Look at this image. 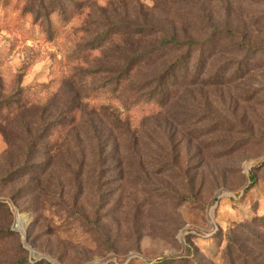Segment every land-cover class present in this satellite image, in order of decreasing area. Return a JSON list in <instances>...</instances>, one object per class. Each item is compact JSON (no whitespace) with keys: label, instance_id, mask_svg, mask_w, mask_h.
<instances>
[{"label":"rangeland","instance_id":"obj_1","mask_svg":"<svg viewBox=\"0 0 264 264\" xmlns=\"http://www.w3.org/2000/svg\"><path fill=\"white\" fill-rule=\"evenodd\" d=\"M0 264H264V0H0Z\"/></svg>","mask_w":264,"mask_h":264},{"label":"trees","instance_id":"obj_2","mask_svg":"<svg viewBox=\"0 0 264 264\" xmlns=\"http://www.w3.org/2000/svg\"><path fill=\"white\" fill-rule=\"evenodd\" d=\"M119 24H121V25H119V27H121V28H123V29H132V30H136V31H142V29L144 28V27H142V26H140V27H139V26H134V25L129 24V23H127V22H121V23H119ZM170 42H173L174 44H178V43H180L181 41H179L175 36H173V38H171L170 40H166V41H165V43H170ZM191 42H193V41H191ZM135 58H136V57L132 58V59L129 61L128 65L131 64V61H133ZM128 68H129V66L125 68L126 71H124V73H128ZM165 259H166V258H163V260H165Z\"/></svg>","mask_w":264,"mask_h":264}]
</instances>
